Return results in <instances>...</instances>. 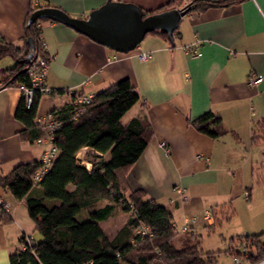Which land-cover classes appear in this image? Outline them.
Segmentation results:
<instances>
[{"label":"crops","instance_id":"0c3cea01","mask_svg":"<svg viewBox=\"0 0 264 264\" xmlns=\"http://www.w3.org/2000/svg\"><path fill=\"white\" fill-rule=\"evenodd\" d=\"M45 1L74 18H86L106 2ZM121 1L148 12L169 2ZM34 4L35 0H0V36L21 45L24 22ZM40 30L51 58L46 85L65 93L43 95L36 117L68 102L72 92L94 95L128 79L136 100L122 121L145 118L153 131L128 173L131 186L144 189L149 198L168 207L177 228L185 216L195 217L188 228L201 234L213 223L214 210L219 217L234 220L242 233L261 234L264 241V0L190 11L179 22L173 45L160 33H149L127 53L97 44L59 22L43 21ZM195 40L201 53L190 57L184 48ZM140 51L149 53V58L140 60ZM13 65L10 57L0 60L2 71ZM252 75H262V81L250 85ZM21 95L16 85L0 88V175L19 163L41 160L48 148L46 141H21L23 125L14 118ZM207 111L220 118L227 131L224 135L212 138L190 124ZM176 186L183 188L185 201L174 192ZM3 212L10 218L0 223V264H9V253L20 247L22 236L36 242L39 236L25 200L0 187V216ZM82 214L93 218L90 212Z\"/></svg>","mask_w":264,"mask_h":264},{"label":"trees","instance_id":"16d2710c","mask_svg":"<svg viewBox=\"0 0 264 264\" xmlns=\"http://www.w3.org/2000/svg\"><path fill=\"white\" fill-rule=\"evenodd\" d=\"M190 1L189 6H184L188 12H201L211 7H228L243 0ZM181 3L182 0H169L155 12L181 8ZM44 7L52 6L45 0H35L29 9L21 45L0 36V60L10 57L14 61L11 68L1 70L0 88L31 86L30 63L36 57H49L40 30L41 22L47 20L28 23L31 14ZM142 11L144 16L155 13ZM27 40L32 41L33 55L24 60L30 51ZM2 73L8 75L2 79ZM55 93L64 94L65 91L49 89L47 95ZM70 95L68 102L48 112L59 126L51 135L55 157L41 179L34 182L41 160L19 163L8 173L0 175L1 188L15 199L25 200L28 216L40 236L37 242L22 236L20 247L9 253V264H212L213 255L201 248V234L194 228L181 232L168 207L149 198L144 189L133 188L128 181L129 171L153 135L145 118L122 121L123 114L136 100L130 81L113 82L91 95L87 102H78L80 95L75 92ZM41 97V93L35 91L32 104L26 107L21 95L16 106L14 118L23 125L19 131L23 142L34 143L44 137V131L36 122ZM190 124L212 138L227 132L220 118L211 111L190 120ZM84 147L91 152L86 157L90 168L77 158V153ZM83 211L90 212L93 218H81ZM118 212L125 215V220L115 233L108 235L100 223ZM211 215L214 220L205 226L208 231H213L229 218L222 213L220 216H223L219 217L214 210ZM9 218L5 212L1 213L0 223L8 222ZM260 236L240 237L255 249L256 255L248 252V246L243 248L241 254L250 261L249 264L264 259V243ZM228 252L234 253L230 248Z\"/></svg>","mask_w":264,"mask_h":264},{"label":"water","instance_id":"95a60500","mask_svg":"<svg viewBox=\"0 0 264 264\" xmlns=\"http://www.w3.org/2000/svg\"><path fill=\"white\" fill-rule=\"evenodd\" d=\"M188 11L186 7L172 8L144 16L142 9L134 3L106 0L86 18H74L58 8L44 7L35 10L28 23L39 19L59 22L97 44L116 52L127 53L134 50L147 34L153 32L165 34L173 45V33ZM27 44L30 51L24 60L31 59L33 55L32 41L27 40Z\"/></svg>","mask_w":264,"mask_h":264},{"label":"built area","instance_id":"2783aa9c","mask_svg":"<svg viewBox=\"0 0 264 264\" xmlns=\"http://www.w3.org/2000/svg\"><path fill=\"white\" fill-rule=\"evenodd\" d=\"M111 1H121V0H111ZM200 42L195 40L190 46L185 47L184 51L185 53L190 56V57H196L200 55V50H199ZM138 58L140 60H146L149 58V53L140 51L138 53ZM50 57L47 59H42L40 57H36L34 62H31L30 65H32V68L29 69L28 73L30 74L31 77V86H25V85H20L18 88L21 90L24 99H25V105L26 107H29L32 104L33 97L35 91H39L41 95H47L49 92V88L46 85L45 81V73H46V68L50 62ZM33 69L35 71H33ZM1 72V69H0ZM250 85H258L262 81V75H252L248 79ZM2 86V80L0 79V87ZM91 97V95H80L78 98V102H87L88 99ZM36 122L41 126L42 130L44 131V137L42 140L39 141H46L47 144L49 145L48 149L44 152L42 158H41V167L40 169L36 172L34 176V182H37L38 180L41 179L42 175L44 172L48 169L50 166L51 161L54 159L55 154H56V149L52 144V133L53 131L59 126V123H57L55 120H52L50 115L47 113L42 117L36 118ZM163 146V144H161ZM175 193L178 195V197L181 200H186L187 197L184 195V190L180 186H176L174 188ZM248 197V193H244V198ZM3 209L6 210V206L3 205ZM206 220L208 217L205 218ZM197 219L195 217H185L183 220V225L180 227V231L184 232L187 230L188 225L192 222H195ZM235 264H240L239 262L235 261ZM256 264H264V259L259 261Z\"/></svg>","mask_w":264,"mask_h":264},{"label":"rangeland","instance_id":"374dc122","mask_svg":"<svg viewBox=\"0 0 264 264\" xmlns=\"http://www.w3.org/2000/svg\"><path fill=\"white\" fill-rule=\"evenodd\" d=\"M190 2V0H182L180 7L189 6ZM123 120L125 119L123 118ZM90 153L91 152L89 151V149L85 147L77 153L78 160L87 168H90L91 166L89 160L86 158L91 155ZM85 217H87L86 214H81V218ZM124 220L125 215L118 212L115 216L102 223L103 231L108 235H112ZM229 220L223 221L222 224L216 226L213 231H208L207 229L201 231V248L203 252L211 253L213 255L214 259L212 264H235V261L239 262L240 264H249L250 261H248L247 258L241 254L243 248L245 246H248V252H251L254 255H256V252L255 249L250 246V243L241 241L240 237L250 234L242 233L237 228V224H234L235 221L233 220L232 222H230ZM259 239L264 243L261 237H259ZM229 248L234 252L233 254H230L228 252ZM237 253H239V255H235Z\"/></svg>","mask_w":264,"mask_h":264}]
</instances>
